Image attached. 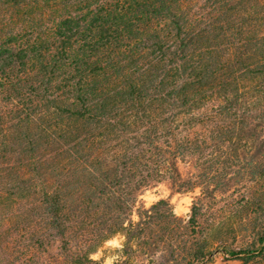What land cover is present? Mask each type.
<instances>
[{"label": "trees", "instance_id": "1", "mask_svg": "<svg viewBox=\"0 0 264 264\" xmlns=\"http://www.w3.org/2000/svg\"><path fill=\"white\" fill-rule=\"evenodd\" d=\"M239 149L261 184L264 0H0V264L54 245L53 264H103L90 256L117 234L162 264L264 262V224L236 248L234 225L187 239L195 204L188 224L164 200L134 211L161 182L195 187L184 159Z\"/></svg>", "mask_w": 264, "mask_h": 264}, {"label": "rangeland", "instance_id": "2", "mask_svg": "<svg viewBox=\"0 0 264 264\" xmlns=\"http://www.w3.org/2000/svg\"><path fill=\"white\" fill-rule=\"evenodd\" d=\"M233 152L205 155L200 161L195 158H186L179 162V170L185 182H193L195 187L187 192H177L169 183L161 182L142 191L135 205L137 208H150L160 200L168 203L173 215L190 223L193 218V206L196 205L195 220H201L202 226L193 231L188 226V237L199 238L201 233L210 232L213 225H234L235 233L228 243L233 247L241 248L253 240V228L264 224V206L259 209L255 205L254 190H264V181L257 185L252 179L251 152L239 149ZM196 161V165L195 162ZM208 205V206H206ZM134 222L138 216L131 214ZM202 234V236H203ZM125 237L117 234L106 240L91 258L103 264H115L126 259L128 264H162L167 252L162 246L156 250H138L133 245V251L123 252ZM58 245H54L49 252H43L32 258L27 264H53V258L58 253ZM179 263L187 264V256L176 255ZM25 263V264H26ZM204 264H264L260 260L230 257L221 249H213V253Z\"/></svg>", "mask_w": 264, "mask_h": 264}]
</instances>
